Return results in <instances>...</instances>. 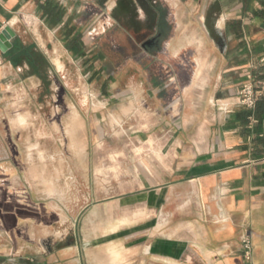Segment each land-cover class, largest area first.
<instances>
[{"label":"crops","instance_id":"crops-1","mask_svg":"<svg viewBox=\"0 0 264 264\" xmlns=\"http://www.w3.org/2000/svg\"><path fill=\"white\" fill-rule=\"evenodd\" d=\"M52 1L60 8L62 21L51 26L37 1L0 0V32L6 26L16 32L12 49L19 40L35 45L45 58L40 76L26 61L13 63L12 49L0 51V123L8 120L11 135L22 134L27 142L24 135L31 117L26 111L32 106L41 110L48 105L45 94L55 92L56 118L60 110H70L74 118L87 110L91 138L98 128L108 137L120 127L128 128L137 142L156 143L163 160L139 189L154 196V224L139 237L148 238L146 242L127 248L126 264H264V100L254 110L237 104L243 84L264 78V19L245 13L240 0H109L108 12L126 7L128 16L108 27L110 32H123L118 44L150 45L152 51L134 64L132 75L120 72L114 80L108 76L101 90L88 84L87 101L65 105L64 89L78 93L81 86L80 66L75 64L81 53L69 49L64 36L69 28L79 33L81 8L80 0ZM36 15L44 25L63 32L53 54L48 51L55 40L50 30L46 39L28 43L19 26L21 20L29 25ZM162 22L170 29L167 37L159 33ZM162 47L167 56L160 53ZM82 53L84 58L91 54L103 60L104 66L111 60L93 49ZM70 61L75 79L64 83ZM50 69L60 79L55 89H47ZM105 70L106 66L96 78ZM97 98L102 101L96 103ZM99 104L102 108L95 110ZM56 126L60 127L58 121ZM46 136L39 133L37 141L42 143ZM24 173L12 165L0 169V177H11V186L0 185V264H82L77 246L48 249L53 216L32 202L17 182ZM29 173L40 178L32 166ZM245 234L251 239L250 259L242 242Z\"/></svg>","mask_w":264,"mask_h":264},{"label":"rangeland","instance_id":"rangeland-1","mask_svg":"<svg viewBox=\"0 0 264 264\" xmlns=\"http://www.w3.org/2000/svg\"><path fill=\"white\" fill-rule=\"evenodd\" d=\"M107 2L109 0H80L79 35L83 52L93 49L111 60L106 62V70L101 77L96 78L105 67L103 60L91 57V54L84 58L81 53L79 60H74L80 66V92L65 88V105L76 100L87 101L88 84L101 90L104 78L109 81L108 76L114 80L120 72L125 75L134 73V64L141 63L144 53L152 51L150 45L132 47L118 44L116 40L123 37V32L116 29L110 32L108 27L114 21H127L128 16L122 9L119 13L108 12ZM160 10L165 16L166 11ZM33 17L29 25L22 20L19 24L26 33L27 42L40 37L46 39L50 30L55 40L48 46V51L53 54L56 39L61 40L63 32L44 25L39 15ZM129 23L136 26L132 21ZM169 30L162 22L161 37H167ZM209 31L212 36L220 38L216 31ZM36 51L41 53L37 47ZM160 53L167 56L166 47H162ZM186 60L185 67L188 68L190 63ZM66 65L65 78H62L64 83L75 77L73 62ZM50 70L47 89H55V83L60 86V79H56L55 72ZM58 88L59 101L61 90ZM43 99L48 105L43 104L41 110L32 106L26 111L31 117L30 130L24 135L27 142L21 139L22 134L11 135L8 120L0 123V169H11L12 165L24 170V175L20 174L21 180L17 178V182L27 190L32 202L45 207L53 216L46 241L48 249L74 245L79 248L82 264H126L130 261L127 248L134 247L137 241L146 242L148 238L139 237L150 231L154 224L156 207L151 203L154 196L146 189L142 192L139 189L142 181L151 177L157 161L163 160L158 156V146L152 140L137 142L128 128L120 127H115V135L108 137H104L103 129L98 128L99 133L91 138L88 131L92 124L87 120V110L79 118L77 115L74 118L70 110H60L57 119L54 109L56 93L45 94ZM101 101L96 99V103ZM100 108L101 104L94 109ZM57 121L60 127L56 126ZM39 133L41 136L47 134V140L39 143ZM31 166L38 169L40 178L31 176ZM0 185L11 186V177L1 176Z\"/></svg>","mask_w":264,"mask_h":264},{"label":"trees","instance_id":"trees-1","mask_svg":"<svg viewBox=\"0 0 264 264\" xmlns=\"http://www.w3.org/2000/svg\"><path fill=\"white\" fill-rule=\"evenodd\" d=\"M35 1H37L39 8L44 11V16L47 18V21L51 26L57 25L62 21V12L52 0H46L45 2H42V0ZM139 1L143 2L145 0ZM240 1L244 5L245 13H250L255 18L264 19V0ZM258 6H260V8ZM118 8H120V3ZM123 11H126V7H123ZM74 33L75 28H69L68 30H66L64 36L67 42V47L71 50L73 49L75 53H82L83 46L81 44V37L79 33L77 35H75ZM11 61L15 64H20L23 61L28 62L32 69V72L40 76H42L45 71V58L43 54L36 51V46L33 44L23 45L19 40H16L15 47L11 50Z\"/></svg>","mask_w":264,"mask_h":264},{"label":"built area","instance_id":"built-area-1","mask_svg":"<svg viewBox=\"0 0 264 264\" xmlns=\"http://www.w3.org/2000/svg\"><path fill=\"white\" fill-rule=\"evenodd\" d=\"M262 61L264 62V60ZM260 99L264 100V78L262 80L250 79L241 87L237 104L248 110H254ZM242 242L245 249V257L250 259L252 248L250 235L245 234Z\"/></svg>","mask_w":264,"mask_h":264},{"label":"water","instance_id":"water-1","mask_svg":"<svg viewBox=\"0 0 264 264\" xmlns=\"http://www.w3.org/2000/svg\"><path fill=\"white\" fill-rule=\"evenodd\" d=\"M16 38V32L12 27L6 26L0 32V51L6 54L13 47L12 40Z\"/></svg>","mask_w":264,"mask_h":264},{"label":"bare ground","instance_id":"bare-ground-1","mask_svg":"<svg viewBox=\"0 0 264 264\" xmlns=\"http://www.w3.org/2000/svg\"><path fill=\"white\" fill-rule=\"evenodd\" d=\"M55 63H56V65H57V67H58V69L59 70H62L63 69V64L60 62V60H55Z\"/></svg>","mask_w":264,"mask_h":264}]
</instances>
